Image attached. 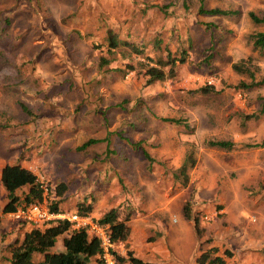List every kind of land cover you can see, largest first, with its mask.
Wrapping results in <instances>:
<instances>
[{
  "label": "rangeland",
  "instance_id": "obj_1",
  "mask_svg": "<svg viewBox=\"0 0 264 264\" xmlns=\"http://www.w3.org/2000/svg\"><path fill=\"white\" fill-rule=\"evenodd\" d=\"M200 4L239 13L208 16L197 12ZM248 11L264 16V0H0V168L19 161L49 188L63 183L65 216L85 200L93 218L115 206L133 222L147 215L162 236L176 228L177 247L168 242L159 264H195L209 247L223 264H264V113L248 117L264 109V84H255L264 76V48L253 49L248 37L264 32V23ZM107 28L147 42L143 54L117 51L98 70ZM157 36L171 51L189 40L172 76L146 85L136 70L112 71L126 60L155 59L162 51L148 42ZM240 61L251 75L231 68ZM203 84L218 91L190 92ZM87 138L107 141L78 150ZM188 153L195 164L183 185L174 172ZM6 199L0 187V264L8 244L31 227L1 212ZM185 203L199 235L182 214Z\"/></svg>",
  "mask_w": 264,
  "mask_h": 264
},
{
  "label": "trees",
  "instance_id": "obj_2",
  "mask_svg": "<svg viewBox=\"0 0 264 264\" xmlns=\"http://www.w3.org/2000/svg\"><path fill=\"white\" fill-rule=\"evenodd\" d=\"M197 12L208 16H230L239 13L236 9H221L218 7L203 8L201 4L197 7ZM247 15L255 24L264 23V16L258 17L251 11H248ZM248 37L251 40L253 49L264 48V32H253ZM105 42V53L104 55L100 54L98 56V70L106 67L110 59H114L112 55L115 52L119 51L118 53L120 55L126 57L131 54L141 55L143 54L145 44H147V42H136L128 38H119L117 32L109 28L105 30ZM148 43H151L152 47L157 50H161L160 55H157L155 59L146 57L149 63L142 61L132 63L130 60H126L122 66L113 67L112 71L123 76L128 71L136 70L137 73L145 77V84L148 85L154 81H160L172 76L175 71V66L184 63L189 53V40L186 46L180 40L178 48L174 51H171L166 44L161 46V39L158 36ZM99 46L100 44L98 43L92 44L94 49ZM231 68L237 73H248L251 75L247 66L242 61L239 63L233 62ZM255 84H264V76ZM216 91L218 90L212 84H203L190 90V92L202 94ZM19 106L24 111H27V108L22 103H19ZM262 113H264L263 108L257 114H250L248 117L256 118L257 115ZM163 120L170 121V119L166 118H163ZM102 140L107 141V138H87L77 146V149L83 150L86 146ZM206 143L208 146L224 150H230L232 147V142L229 140H210ZM142 155L148 162L151 161V158L144 150H142ZM194 164L195 159L193 155L188 153L175 170V175L178 174L182 177L183 185L187 182L186 171L193 167ZM0 187L5 192L7 198L1 208L2 213H10L17 207L40 201L42 198L41 189L38 187L35 174L25 168L19 161L2 165L0 168ZM22 187H26L27 190L19 197L16 192ZM64 189L65 186L63 183L56 184L53 189L49 188L48 195L50 196V200H48L49 198L47 196L48 203L46 206L49 212L59 213L61 211L58 204ZM52 194L56 199L51 197ZM84 201L76 203L74 212L89 216L92 211V204L90 201ZM123 212L113 206L106 210L99 218L89 217L99 224L104 225L107 228L111 241L117 243L124 241L128 235L127 221L129 220L130 212L127 210H123ZM182 214L184 218L192 220L193 230L199 235L201 229L198 227V220L196 217L190 216V209L187 203L182 207ZM25 223L30 224L31 227L22 233L20 239H13L7 246L9 253L7 264H87L91 259H96V262L103 264L100 259L101 248L97 238L89 235L83 228H72L71 223L67 219L55 218L36 224ZM58 238L61 239V248L55 250L54 246ZM111 252L117 264H157L154 261L144 260L135 256L128 249H125L123 253H119L114 249ZM215 253L216 248L209 247L200 252L194 259V262L195 264H223L224 262L221 256ZM36 254H40L39 259L35 258ZM224 254L227 256L230 255L226 250H224Z\"/></svg>",
  "mask_w": 264,
  "mask_h": 264
},
{
  "label": "built area",
  "instance_id": "obj_3",
  "mask_svg": "<svg viewBox=\"0 0 264 264\" xmlns=\"http://www.w3.org/2000/svg\"><path fill=\"white\" fill-rule=\"evenodd\" d=\"M36 181L38 187L41 189V200L17 207L14 211L10 212L9 215L17 221H25L33 224L55 218H65L71 223L72 228H83L89 235H93L97 238L101 248L100 259L103 264H117L111 252V250L114 249V243L110 239L107 228L87 215L73 212L65 216L60 212H49L46 208L49 188L43 182L42 176L37 175Z\"/></svg>",
  "mask_w": 264,
  "mask_h": 264
},
{
  "label": "crops",
  "instance_id": "obj_4",
  "mask_svg": "<svg viewBox=\"0 0 264 264\" xmlns=\"http://www.w3.org/2000/svg\"><path fill=\"white\" fill-rule=\"evenodd\" d=\"M22 165L30 170L27 164H22ZM147 217H148L147 215L143 216L141 218V221L139 222H133L131 221L132 219H129L127 221L129 231L127 238L123 242L124 245L126 246L125 249L131 250L135 256L144 260L154 261L157 264H159L157 258H165L166 257L165 255L168 256L170 250V248L167 245L168 242L172 243L174 247H177V242L180 240V235L177 233L179 230H177L176 228H172L171 231L167 230L165 232V234L167 233L166 236H162L161 233H159V229H160L159 225L155 222L149 221ZM206 231H204L205 232L204 234H206ZM155 233L156 235L154 238V243L147 242L146 240L148 239V237L150 238ZM60 241L61 239H57V241L55 242V246H54L55 250H59L61 248ZM200 243L203 244V240H200ZM123 250L124 249L122 248L120 251L117 252L123 253L124 252Z\"/></svg>",
  "mask_w": 264,
  "mask_h": 264
}]
</instances>
